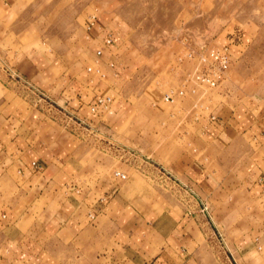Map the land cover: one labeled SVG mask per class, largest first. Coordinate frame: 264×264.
<instances>
[{
    "label": "rangeland",
    "instance_id": "rangeland-1",
    "mask_svg": "<svg viewBox=\"0 0 264 264\" xmlns=\"http://www.w3.org/2000/svg\"><path fill=\"white\" fill-rule=\"evenodd\" d=\"M98 18L115 39L102 58L96 57L97 47L86 40L90 24L97 25ZM229 39H234V46L226 80L215 90L198 88L192 94L191 87H184L196 64L189 54L224 46ZM90 67L93 73L87 72ZM8 69L33 77L39 86L49 88L51 96L53 92L59 97L67 89L70 98V93L75 96L85 87L87 101L95 96L113 98L112 112L118 104L123 114L115 139L143 150L152 160L144 172H130L147 184L148 195L166 203L156 212L178 210L182 227L196 246H205L217 264H238L230 248L241 233L264 225V205L235 190V176L218 169L219 148H211L202 134L223 100L220 88L236 98L264 96V0H10L9 4L0 0V80L29 103ZM40 71L51 75L49 82H42ZM181 89L188 91L184 98L174 104L163 101L166 94ZM99 114L98 127L112 124L110 113ZM58 123L117 165L127 164L105 143L79 138ZM194 163L206 166L212 176L200 182L189 178L188 166ZM221 179L229 188L227 194L219 190ZM88 182L73 180L81 188ZM191 191L209 206L212 220L200 212Z\"/></svg>",
    "mask_w": 264,
    "mask_h": 264
},
{
    "label": "crops",
    "instance_id": "crops-1",
    "mask_svg": "<svg viewBox=\"0 0 264 264\" xmlns=\"http://www.w3.org/2000/svg\"><path fill=\"white\" fill-rule=\"evenodd\" d=\"M98 19L86 37L97 48L112 32ZM232 42L229 39L227 44ZM39 73L43 83L49 82L47 71ZM25 77L51 96L49 88ZM2 81L0 264H217L212 252L196 246L194 237L185 232L178 210L156 212L166 203L148 195L147 184L130 172L139 171L137 165H117L76 140L47 112L23 101L13 86ZM87 91L84 87L69 98L66 89L59 97L52 92L51 97L68 104L79 116L100 122L102 114L90 112L100 96L87 101ZM224 91L220 88L223 100L215 113L217 121H210L202 135L211 148H219L218 169L235 176V190L264 205V96L236 98ZM119 106L115 104L110 114L112 124L103 127L114 140L123 115ZM115 171L126 173L128 180L116 179ZM187 175L199 182L212 176L197 163L188 166ZM83 178L88 186L73 183ZM228 189L221 179L219 190L227 194ZM92 213L95 219L90 218ZM237 238L230 249L238 264H264V225Z\"/></svg>",
    "mask_w": 264,
    "mask_h": 264
},
{
    "label": "built area",
    "instance_id": "built-area-1",
    "mask_svg": "<svg viewBox=\"0 0 264 264\" xmlns=\"http://www.w3.org/2000/svg\"><path fill=\"white\" fill-rule=\"evenodd\" d=\"M95 26V23H91L89 31ZM109 33L102 41L101 46L96 49L95 55L97 58L105 56L106 51L110 50L115 45V39ZM233 42L221 47L211 48L205 52L190 53L189 58L196 62L194 72L188 76L185 80V86L191 87L192 94H196L198 88H207L209 90H215L219 88L226 80V74L229 71L232 64V46ZM112 67L113 64L111 65ZM8 76L13 83L20 90V94L24 96L27 101L33 106L40 108L47 112L52 119L60 121L64 128L69 129L72 133L76 134L79 138L92 140L93 142L105 143L109 150L121 161L125 163L137 165L136 168L139 171L144 172L148 166L152 163L151 158L142 154L139 150L123 145L114 140L104 128L98 127L94 121L79 116L75 111H72L68 106L60 104L55 101L49 94L32 83L26 77L21 76L12 70H7ZM88 72L93 73L92 67L88 68ZM96 73L104 76L100 70H96ZM187 90H179L166 94L163 97V101L169 104L176 103L177 100L184 98L187 94ZM113 98L101 97L98 98L90 108V112L93 115H98L100 111L112 113ZM211 121H217V116L212 115ZM96 143V144H97ZM37 165V164H34ZM114 176L121 181L128 180V175L121 171H115ZM193 198L198 201L200 212L212 220L209 206L199 199V196L191 191ZM91 219H95V213L90 214ZM218 237L220 241L225 245V239L221 232L218 230Z\"/></svg>",
    "mask_w": 264,
    "mask_h": 264
}]
</instances>
